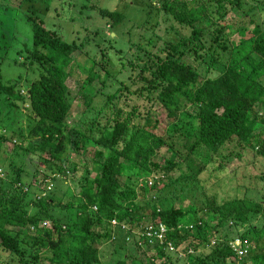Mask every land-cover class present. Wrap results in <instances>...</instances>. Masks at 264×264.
Wrapping results in <instances>:
<instances>
[{"label": "trees", "instance_id": "16d2710c", "mask_svg": "<svg viewBox=\"0 0 264 264\" xmlns=\"http://www.w3.org/2000/svg\"><path fill=\"white\" fill-rule=\"evenodd\" d=\"M131 3L141 9V1ZM147 6V17L156 16L145 21L149 33L140 31L143 22L131 25L125 51L112 39L127 19L118 9L92 7L112 30L78 42L30 15L31 44L18 58L35 64L37 75L4 80L0 65V153L8 148L0 166V264H264V171L253 167L264 161V0ZM81 55L89 66H79ZM73 66L81 110L70 124ZM21 107L33 120L26 132L13 127ZM62 177L68 185L43 186ZM147 177L152 182L135 180ZM241 187L258 197L237 196ZM145 207L148 223L139 221ZM158 224L161 242L135 233Z\"/></svg>", "mask_w": 264, "mask_h": 264}, {"label": "rangeland", "instance_id": "374dc122", "mask_svg": "<svg viewBox=\"0 0 264 264\" xmlns=\"http://www.w3.org/2000/svg\"><path fill=\"white\" fill-rule=\"evenodd\" d=\"M81 1L80 5H83V7H78L79 2ZM0 0V60L2 58V61L0 62L1 65V74L3 79L13 78L17 75H22V83H25V78L27 77H35L37 75V71L35 69V64H30L28 59H23L21 56L20 58L22 60H26L25 64H22V61H18V51L21 49L24 50L25 45L26 47L31 44L32 39V28L31 23L28 20V16L32 15L36 17L37 21H40L43 26L56 31L63 40L65 41H75L78 42L82 37L86 38H92L95 37L94 31L95 30H103L102 34L106 36L109 34V32L114 29L116 32V36L112 38L115 40V47L122 48L124 51L128 49V40L131 39L133 34L130 36L128 33H123L124 31H129L130 28L132 29V32H135V28L131 27V25L135 24L134 26L140 25L141 32H145L147 35L149 32L146 31L143 26H148L149 22H145L146 20L150 21V19H155V13L152 10L150 13L151 17H147V11L149 10V7L147 4L149 2H152L154 0H139L141 1V9L137 7V5H134L131 3L132 0ZM92 7H101V8H108V9H118L121 13H123L126 18L121 24L118 26H114L112 29H106L105 27V20L101 15L98 14V12L93 11L94 8ZM81 8H83L81 10ZM90 9V10H89ZM236 15L234 13H231L229 15V20H233L237 23H241L242 20L235 17ZM112 35V34H111ZM138 36V35H137ZM136 36V38H138ZM99 37V36H98ZM234 40L239 39V34L235 33L231 37ZM98 39V38H92ZM89 48H82L83 51H85L88 55L89 51L87 50ZM110 57L113 59V68L117 69L119 66V62H117L118 54L114 51L113 48L110 50ZM93 54V56L98 60L100 58V54L98 51H91L89 53ZM24 56V53L22 54ZM254 56L250 55V59H253ZM19 59V58H18ZM19 59V60H21ZM16 61V62H15ZM77 63L79 66H89V61L87 60V57L84 55H81L77 59ZM76 67L73 66L72 68V76L67 77L66 84L67 86L72 90L71 98H72V105L70 108L69 117L67 118L68 123L73 124L77 120H79L80 117V110L81 105L76 103V99H73V96L77 89V80H76ZM35 75V76H34ZM85 74H81L83 77ZM2 112H6L5 108H1ZM26 109L24 107L19 108L18 112L16 111L13 114V127H15L17 130L23 129V131L28 130L27 124H33V120L27 117ZM0 115V117H1ZM1 119V118H0ZM151 128L154 131L161 132L162 128L154 120H151ZM37 142V141H35ZM3 146V151L0 153V166H2V163L4 162L3 157L7 155L8 148ZM5 155V156H4ZM246 158H250V153L245 154ZM168 156V152L166 151V148L164 146L160 147L157 151L155 160L158 162H163V159ZM263 160H256L255 164L253 165L255 170H258V172L264 171V161ZM251 167V166H249ZM89 170L91 168V163H88ZM239 167V169H241ZM3 169L0 170V175L3 174ZM80 172H77V175L73 177L72 179H76V177L79 175ZM237 174L236 176H238ZM155 179H157V176H154ZM37 179H40V176H37ZM153 177L149 178H136L138 185H141L144 183V180H147V182H152ZM240 182H242V177L240 176ZM47 180L43 184V186H47L48 183L50 184V187L53 188L54 185L56 186H64L68 185L69 182L65 178H58L56 181V184H54V181ZM53 184V185H52ZM71 184V183H70ZM237 185L236 179L232 182L229 181L227 183V187L229 189H233ZM237 196H248L257 198L258 193L255 191L249 190L245 191L243 187L237 189L236 192ZM221 197L224 199L225 194H221ZM146 209L142 210L144 215L141 214L142 218L139 221H146L149 222V218L147 217V212H150V209L148 207H145ZM140 214V213H139ZM48 224V221H43L41 224ZM138 228V227H137ZM121 234H124L123 232ZM214 236H218V233H214ZM163 240V237H162ZM238 240H235V243H238ZM108 246V245H107ZM110 248V246L107 247ZM251 247V245H250ZM174 247H172L173 249ZM129 253H134V250L130 247L128 250ZM188 252H190L192 255H197L200 253V248H198L195 251H192V249H188ZM135 254V253H134ZM239 256L242 254H238ZM178 256L182 257L184 256L183 251L178 252ZM238 261L240 259H237ZM185 263V262H184ZM181 263V264H184ZM102 264H107V261L103 259ZM129 264V263H128Z\"/></svg>", "mask_w": 264, "mask_h": 264}, {"label": "built area", "instance_id": "2783aa9c", "mask_svg": "<svg viewBox=\"0 0 264 264\" xmlns=\"http://www.w3.org/2000/svg\"><path fill=\"white\" fill-rule=\"evenodd\" d=\"M50 184L51 183H48V185L46 186L47 189L50 187ZM112 222L114 223L115 220H112ZM42 225H47V224H45V223L43 224L42 223ZM141 230L142 229H138V230H136L135 233L140 232L141 234H145L147 237L149 236L150 237V239H149L150 242H161L162 237H164L163 233L165 231V228H164V226L162 224H158L157 227L149 225V226H146L145 228H143V231H145V233H143ZM235 244L237 245L238 243H235ZM244 251L245 250L238 249V254H242Z\"/></svg>", "mask_w": 264, "mask_h": 264}, {"label": "clouds", "instance_id": "9594fccd", "mask_svg": "<svg viewBox=\"0 0 264 264\" xmlns=\"http://www.w3.org/2000/svg\"><path fill=\"white\" fill-rule=\"evenodd\" d=\"M235 240H238V239H235ZM235 240H234V244H233V247H235L236 246V244H235ZM239 241V240H238ZM240 244V242H238V244L237 245H239Z\"/></svg>", "mask_w": 264, "mask_h": 264}, {"label": "water", "instance_id": "95a60500", "mask_svg": "<svg viewBox=\"0 0 264 264\" xmlns=\"http://www.w3.org/2000/svg\"><path fill=\"white\" fill-rule=\"evenodd\" d=\"M111 34H113V33H111Z\"/></svg>", "mask_w": 264, "mask_h": 264}]
</instances>
